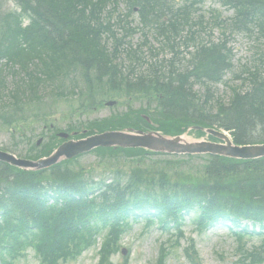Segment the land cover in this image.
I'll return each instance as SVG.
<instances>
[{
    "label": "trees",
    "instance_id": "1",
    "mask_svg": "<svg viewBox=\"0 0 264 264\" xmlns=\"http://www.w3.org/2000/svg\"><path fill=\"white\" fill-rule=\"evenodd\" d=\"M16 1L23 15L4 17L1 29L3 53L28 79L14 71L20 82L12 95L14 105L39 98V89L51 76L66 82L81 73L91 92L108 86L116 96L123 93L148 102L156 100L158 108L153 115L165 119H152L165 131L217 126L230 132L237 145L264 143V48L258 51L254 70L248 71L246 91L234 92L226 104L215 97L212 88L233 68L227 34L244 35L264 47V0H213L234 12L228 19L212 12L215 27L222 30L218 42L202 41L195 31L191 32L193 12L208 0H128L139 9L144 27H161L167 41L186 29V46L194 44L186 66L174 63L165 70L158 61L143 73L137 69L144 62L128 53L127 71L114 65L124 36L113 30V12L107 9H115L120 0ZM23 16L31 20L28 27L22 25ZM197 24H203L202 17ZM107 41L116 42L111 53L105 46ZM30 63L34 67L27 70ZM48 73L47 79L41 78ZM91 78L99 82L93 83ZM198 85L203 92L195 90ZM74 88L68 91L74 94ZM135 116L148 125L141 114ZM111 120L124 125L121 129L141 128L133 119ZM81 126L90 129L88 134L110 129L92 123ZM72 129L80 130L77 125ZM121 152L136 160L135 165L127 175L119 170L110 183L95 182L90 171L72 167L73 162L53 167L50 172L34 173L0 164V264H12L30 247L45 264L74 259L93 245L105 228L109 231L101 252L102 264H109L121 235L142 219L150 225L159 223L164 229L181 230L190 217L201 229H239L236 234L240 237L251 235L243 226L244 221H250L264 231V159L188 156L149 165V156L162 155L143 150H105L110 156ZM193 162L196 164L187 165ZM244 257L252 264H263L264 245L246 248Z\"/></svg>",
    "mask_w": 264,
    "mask_h": 264
},
{
    "label": "rangeland",
    "instance_id": "2",
    "mask_svg": "<svg viewBox=\"0 0 264 264\" xmlns=\"http://www.w3.org/2000/svg\"><path fill=\"white\" fill-rule=\"evenodd\" d=\"M0 9V17H2L14 9L16 10V7L12 0H0ZM120 10L124 11V7L122 6ZM213 11L220 13L221 18L225 19L232 15L231 11L217 2L209 1L203 6H200L199 14L203 17V24L195 26V23L192 21V28L195 29L198 38L203 40L215 39V41H217L221 37V31H218V29L215 28L213 21L211 20L213 19ZM122 19L124 20L122 26L124 27H122L123 29L120 27L116 31L126 32V34L120 33L125 36L122 42L123 47L118 52V63L121 68H128V64H125V56L128 53L132 58H136L137 55L135 50L137 49H139V54L146 61H160L159 65L163 64L165 70H168L167 67L174 63L180 65L182 62V66H186L188 59L190 58V53L193 51L192 45H194L190 44L189 47L186 46L184 42V39L187 36L186 30H184L183 33L180 31L179 36H176L175 39L171 38L170 41H167L166 38H164V35H166L164 29L161 30V27H143L139 23L137 13H133L130 18L125 17ZM115 44L110 42L106 47L109 50L111 47H115ZM230 47L232 48L234 55L233 69L226 74L222 83L213 86L216 97L221 98L225 102L230 100L234 92L246 91L248 89L249 85L246 81V78L249 77L248 71L254 70L253 67L257 59L258 50L261 51L264 48L263 45H261V42L255 43L253 40H247V38L241 34L232 35L230 37ZM257 66H259V63ZM144 68L146 69V65H144L141 70L145 71ZM91 80L93 83L99 82L97 78H91ZM7 82L10 83V81ZM74 85L76 93H69L68 96L63 95L62 97L50 95V99H44L43 102L39 101L34 108L32 107V110L28 108L30 112L27 113V108L23 110V116H30L31 114L32 116L37 114L41 116L46 113L50 115L51 112L53 116H51L50 124H54L55 127L61 129L62 132H67L66 130L69 129L68 125L70 120L73 121L74 124L77 122L78 127H81L82 122L86 123L89 121L94 127H101L103 130L106 125L111 130L121 129V126H124L120 125V122H113L111 119H115L116 121L120 120L122 122H127L133 119L134 121L139 122L141 127L143 126L155 131V126L144 125L135 115H148L149 111L156 110L158 108L156 100L151 98L148 102L145 98L129 97L123 93H121L122 95L116 96V92L108 91L109 88L107 85H105L107 86L106 88H98V90L93 89L91 92L87 87L84 77L75 80ZM57 86L60 90H68L65 87V84L56 83V87ZM195 90L200 93L203 92V88L200 85L196 86ZM52 96L54 97L51 98ZM110 96L111 98H109ZM110 100L117 101V104L114 106H106V103ZM52 101H56V104H51ZM5 114L9 115L7 113ZM152 118L158 121H163L165 119L159 114L152 115ZM110 120L111 122H109ZM31 121L32 119H29V121L25 123L27 126H23L20 133H14L12 129L8 130L3 123H0V148L8 149L10 150L8 152L17 156L27 155L28 157H40L41 155H38L39 151L34 150L31 147L33 144L37 143L44 133L42 132L43 124L38 125ZM183 137L188 141L207 140L206 137L196 139L187 134ZM19 141V145L16 146V142ZM245 146H253V144L250 143L243 145V147ZM103 155H106V157L103 160H100L96 153H90L79 158L72 167H85L90 171V175L94 174V176L95 174L100 175L106 173L112 168H119L122 173H126L125 175L132 172V167L135 165L134 162L136 160L133 162L129 159V156L126 155L118 157V154L110 157L107 154H101V156ZM166 159L171 158L152 157L151 159L147 158L146 161L149 165H156L154 162L160 161V163H163ZM199 161L203 162L202 159ZM195 164L196 162L187 165L193 166ZM93 167L95 168L94 170ZM107 175H109V173ZM184 231L185 237L181 241V246H177L176 249H171V254L167 257L166 264H192L184 254V248L187 246L189 240H192L194 243L193 253L199 257L200 264H235L237 261V242L235 237L225 228H215L201 234L197 232L192 223L187 222ZM170 239L171 238H169L168 234L161 232L157 228L152 227L148 229L144 227L143 223L134 224L132 230L122 236L119 243L121 251L122 249H127L128 254L130 253L129 260L125 262L124 256L119 252L116 255L114 254L115 256L113 255L112 261L114 264H155L158 258L160 244H169L170 242L168 241ZM174 239L175 237L173 240ZM103 240L104 234L98 238L97 245L92 246L89 250L80 254L77 260H69L67 263L63 264H98V251ZM261 240L262 237L256 236L251 240L246 239L245 243L247 242L248 246L254 247L261 244ZM16 264H39V261L34 251L30 250L27 258L18 261Z\"/></svg>",
    "mask_w": 264,
    "mask_h": 264
},
{
    "label": "water",
    "instance_id": "3",
    "mask_svg": "<svg viewBox=\"0 0 264 264\" xmlns=\"http://www.w3.org/2000/svg\"><path fill=\"white\" fill-rule=\"evenodd\" d=\"M111 105V104H109ZM211 135L225 141L226 145H218L212 143H188L182 138L167 139L157 133L139 132V135L108 132L102 135H97L88 140L77 143H66L58 152L47 160V165L55 164L60 157L66 156L73 158L74 156L92 150L96 147H121V148H144L161 153L171 154H212L235 159H258L264 157V145L262 146H234L233 143L224 134L208 130ZM66 136L65 138H67ZM5 161L11 162L14 165L34 167L39 164H34L25 161H15L13 158L4 155ZM42 162V161H41Z\"/></svg>",
    "mask_w": 264,
    "mask_h": 264
},
{
    "label": "bare ground",
    "instance_id": "4",
    "mask_svg": "<svg viewBox=\"0 0 264 264\" xmlns=\"http://www.w3.org/2000/svg\"><path fill=\"white\" fill-rule=\"evenodd\" d=\"M79 53V52H78ZM9 111L7 112L8 114H16V115H20L22 114V111H20L19 109H8ZM33 196V195H32ZM30 196V197H32Z\"/></svg>",
    "mask_w": 264,
    "mask_h": 264
}]
</instances>
